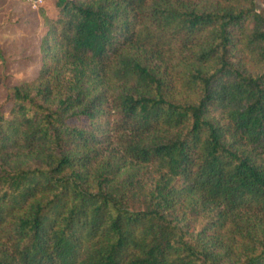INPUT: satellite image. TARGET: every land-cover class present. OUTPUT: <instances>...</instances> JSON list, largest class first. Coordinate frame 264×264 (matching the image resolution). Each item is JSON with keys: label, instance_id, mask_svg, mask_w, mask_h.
<instances>
[{"label": "trees", "instance_id": "1", "mask_svg": "<svg viewBox=\"0 0 264 264\" xmlns=\"http://www.w3.org/2000/svg\"><path fill=\"white\" fill-rule=\"evenodd\" d=\"M257 1L41 12V68L0 110V264H264Z\"/></svg>", "mask_w": 264, "mask_h": 264}, {"label": "crops", "instance_id": "2", "mask_svg": "<svg viewBox=\"0 0 264 264\" xmlns=\"http://www.w3.org/2000/svg\"><path fill=\"white\" fill-rule=\"evenodd\" d=\"M57 0H45L32 9L23 0H0V52L3 59L15 64L41 68L40 43L46 32L41 12L48 18L57 13ZM33 63V64H32Z\"/></svg>", "mask_w": 264, "mask_h": 264}, {"label": "rangeland", "instance_id": "3", "mask_svg": "<svg viewBox=\"0 0 264 264\" xmlns=\"http://www.w3.org/2000/svg\"><path fill=\"white\" fill-rule=\"evenodd\" d=\"M257 10L259 12L264 13V0H258L257 1ZM236 55V54H235ZM238 55V53H237ZM234 63H238L237 65H240V62L233 58L232 60ZM33 64V63H32ZM247 66V69H252L249 64H245ZM171 67V65H170ZM35 66L31 65V63H28L26 65H19L15 64V62H9L3 59V56L0 52V110L4 113L7 114L10 108L9 103L6 102V94L7 90L13 86L20 85L21 83L24 82H29L35 78ZM176 77V76H174ZM172 86H173V92L174 95L177 98H184L187 99L190 97V95L184 96V93L180 95V85L179 83L175 80L172 79ZM112 148V154L118 152V147L117 145L113 144L110 149ZM192 217V215H191Z\"/></svg>", "mask_w": 264, "mask_h": 264}, {"label": "built area", "instance_id": "4", "mask_svg": "<svg viewBox=\"0 0 264 264\" xmlns=\"http://www.w3.org/2000/svg\"><path fill=\"white\" fill-rule=\"evenodd\" d=\"M32 9H39L44 5L45 0H23Z\"/></svg>", "mask_w": 264, "mask_h": 264}]
</instances>
